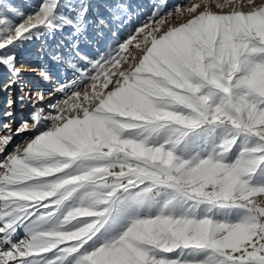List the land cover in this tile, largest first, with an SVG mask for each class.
I'll use <instances>...</instances> for the list:
<instances>
[{"label": "snow or ice", "instance_id": "1", "mask_svg": "<svg viewBox=\"0 0 264 264\" xmlns=\"http://www.w3.org/2000/svg\"><path fill=\"white\" fill-rule=\"evenodd\" d=\"M104 2L0 0V88L31 109L0 113V264H264V3L162 0L121 38L135 13ZM58 34L71 76L45 103L17 51Z\"/></svg>", "mask_w": 264, "mask_h": 264}, {"label": "rangeland", "instance_id": "2", "mask_svg": "<svg viewBox=\"0 0 264 264\" xmlns=\"http://www.w3.org/2000/svg\"><path fill=\"white\" fill-rule=\"evenodd\" d=\"M109 2H111V0H109ZM125 2L129 4L130 9L135 15L132 17L131 25L121 31V38H125L132 27L139 26L146 21L153 12L154 4H159L162 0H125ZM163 2L166 3L164 11H168L174 9L176 5L190 6L191 4H200L201 0H163ZM12 3L23 12L29 13L34 11L39 0H12ZM255 3H264V0H255ZM106 6L107 4L104 0H93L92 12H90L89 18L94 19L97 10L103 13ZM202 10V7L198 9V11ZM213 10H215L214 5ZM225 11H227V9ZM86 37L87 39L81 38L79 44V50L82 54L89 58H96L100 53L105 51L109 40L108 34H105L103 37L97 36L95 27L89 26ZM63 39V34H58L54 39H48L46 43L42 41H33L17 51V66L28 65V67H21L22 80L27 90H42L46 95L45 103H53L61 98L59 94L48 96L47 93L57 84L65 81L71 76V72L67 70L64 64L53 59V55L66 54V48L60 46ZM42 67L46 68L50 73L52 78L51 82H47L41 78L39 72ZM9 78L10 74L6 70L0 69V85L6 84ZM20 95L19 88L15 86H9L7 91L0 88V113L6 110L7 100L9 98L16 101L14 106V128L19 126L22 121L27 120L31 112L30 107L18 99ZM4 119L6 122L7 118ZM30 135L31 133H24L15 136L12 144L9 145V151L14 145L22 143L24 139Z\"/></svg>", "mask_w": 264, "mask_h": 264}, {"label": "bare ground", "instance_id": "3", "mask_svg": "<svg viewBox=\"0 0 264 264\" xmlns=\"http://www.w3.org/2000/svg\"><path fill=\"white\" fill-rule=\"evenodd\" d=\"M36 52V51H35ZM37 53V52H36ZM35 54V53H34ZM34 56V55H33ZM25 60V59H24ZM31 60V59H30ZM59 78V77H58ZM57 80V79H56Z\"/></svg>", "mask_w": 264, "mask_h": 264}]
</instances>
